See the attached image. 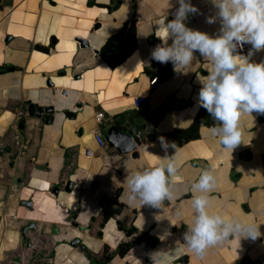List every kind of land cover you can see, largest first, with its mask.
Returning <instances> with one entry per match:
<instances>
[{"label": "crops", "instance_id": "1", "mask_svg": "<svg viewBox=\"0 0 264 264\" xmlns=\"http://www.w3.org/2000/svg\"><path fill=\"white\" fill-rule=\"evenodd\" d=\"M88 1L93 5H88ZM190 2L199 11L188 16L186 25L212 36L218 34L219 21L207 22L217 11L211 0ZM178 7L177 0H0V66L5 68L0 70V148L7 149L0 152V213H11L17 205L21 206L22 200L10 194L15 186L27 182L35 190L51 191L61 209V219H36L35 231L26 233L35 237V250L46 256L42 259L45 262L250 264L264 257V118L255 112L241 118L242 141L233 151L225 149L209 134L210 127L204 125L199 128L198 138L181 146L174 143L176 154L171 146L167 153L161 147L160 137L171 145L167 133L191 124L200 107L196 97L201 87L196 80L207 76L211 68L207 58L194 52V60L188 67L174 69L169 79L159 81L156 86L149 85L151 77L144 69L151 65L155 46L147 38L155 35L157 21L166 14L168 20L174 19ZM133 18L137 48L112 68L95 50L123 22ZM97 23L99 26L95 28ZM75 37L87 39L88 47H80ZM36 45L46 46L48 51ZM249 50L240 49L239 54L247 56ZM251 59L264 62V50L255 52ZM61 71L63 75H59ZM135 96L145 98L140 108L147 115L143 121L134 113L138 110L133 104ZM182 99L184 104L179 102ZM78 101L81 107L75 106ZM28 102L42 109L52 108L51 122L28 116ZM19 109L24 112L20 119L25 121L23 129H15ZM67 111L74 115L68 116ZM97 112L102 113L101 121L95 117ZM119 114L125 115L126 121L137 129L144 122L155 121L150 127L154 135L150 139L141 138L137 157L120 153L107 142L100 146L94 138L98 129L105 140L106 130ZM149 126L143 130L144 135L151 133ZM20 132L22 147L15 143ZM180 151L185 157L179 162V178L172 179L175 198L165 201L160 208L142 206L138 200L129 202L127 176L153 166L158 157L176 156ZM71 156L73 163L68 166ZM205 169L216 176V187L210 193L213 200L210 211L259 225L261 235L256 240L242 238L240 246L235 240H227L208 248L203 255L190 251L184 244L183 236L193 216L192 185ZM66 181L71 184L70 192L64 188ZM54 186L57 195L52 192ZM102 196H116L123 209L105 224L103 237L95 238L87 230V223L99 212ZM71 212L77 215V225L68 222L67 215ZM115 218L125 226L132 223L138 233L148 231L154 243L147 246L134 242L123 256L116 254L117 245L131 241L134 236L128 237L117 229ZM52 228L56 230L51 233ZM75 237L89 246L95 263L71 244ZM104 243L113 251L107 259L99 255Z\"/></svg>", "mask_w": 264, "mask_h": 264}, {"label": "clouds", "instance_id": "2", "mask_svg": "<svg viewBox=\"0 0 264 264\" xmlns=\"http://www.w3.org/2000/svg\"><path fill=\"white\" fill-rule=\"evenodd\" d=\"M177 2L174 19L168 20L166 14L155 25V35L162 43L152 49L151 57L162 64L171 62L177 71L193 62L194 52L211 62L208 75L199 79L198 103L213 119L209 134L225 149L233 151L242 141L241 118L253 116L254 112L264 114V62L251 59L255 52L264 50V0H211L217 11L207 22L219 21L215 36L188 27L185 23L188 16L199 10L190 0ZM245 44L251 45L247 56L238 52ZM160 142L165 153L171 146L176 154L174 143L170 145L163 137ZM179 167L176 156L166 154L158 157L153 166L133 171L127 176L129 202L138 200L142 206L160 208L165 201L173 200L172 179L179 178ZM215 187L216 176L209 169L203 170L192 185L193 216L183 239L197 255L227 240H235L240 246L242 238L256 240L261 235L259 225L210 211L213 207L210 193Z\"/></svg>", "mask_w": 264, "mask_h": 264}, {"label": "trees", "instance_id": "3", "mask_svg": "<svg viewBox=\"0 0 264 264\" xmlns=\"http://www.w3.org/2000/svg\"><path fill=\"white\" fill-rule=\"evenodd\" d=\"M148 42L154 46L161 44V40L157 38L154 34H150L147 38ZM36 48L42 51H48V47L36 45ZM137 48V40H136V21L135 19H131L122 23L121 28L109 35L105 40L104 44L97 51V56L101 57L104 62H106L110 67L114 68L121 62H123L127 56H129L133 51ZM199 55V52H195ZM0 70H5L4 67L0 66ZM145 72L152 78L153 76H157L159 81H164L169 79L174 74V66L171 62L167 64H162L154 59L151 62L149 68L144 69ZM102 98V97H101ZM141 108V107H140ZM136 110L135 116L138 117V120L143 121L146 118V113L143 109ZM66 114L68 116H73L74 114L67 111ZM121 115V114H119ZM115 116V120L119 116ZM213 119L208 114V112L203 108L199 107L196 112L191 124L185 128H174L170 132L167 133V137L175 143L177 146H181L185 142L196 139L199 137V128L204 125L207 127L213 126ZM116 124L118 125L117 121ZM120 127V125H118ZM151 132H153L151 130ZM156 134V133H155ZM264 159V155H263ZM53 197V196H52ZM40 195L34 198V202H43L44 211L51 212L50 216H54L56 219H61V211L59 212V208L57 206L54 198ZM71 201H74L72 196ZM101 201H106L110 208H103L102 211V220L106 221L115 213H119L123 205L118 203L116 196L113 198H109L107 196H102ZM115 205V206H114ZM114 206V207H113ZM46 207V208H45ZM132 242H121L117 245L115 249V253L123 256L131 247ZM88 255V254H87ZM110 254L103 255V259L109 258ZM91 257L90 255H88Z\"/></svg>", "mask_w": 264, "mask_h": 264}, {"label": "rangeland", "instance_id": "4", "mask_svg": "<svg viewBox=\"0 0 264 264\" xmlns=\"http://www.w3.org/2000/svg\"><path fill=\"white\" fill-rule=\"evenodd\" d=\"M247 46H249V44H247ZM248 48L250 49L251 46H249ZM238 51H240L239 48ZM16 135L19 139L22 137L21 132L17 133ZM67 162L68 166H71L70 164L73 163V156H71ZM68 170L69 168H67L66 172ZM27 188H29L30 190L27 191ZM10 194H16L19 201H33L35 197H38L40 195L52 197L51 191L35 190V188L29 187L27 185V182L20 185L19 187L15 186ZM32 204L33 205L31 206V208H28L25 205H21L22 207L17 205L15 210L11 213H8L10 211H2L0 213L1 217L3 216V219L0 222V264H10L11 262V264H13L14 262H16V264H49L48 262H45V260H42L46 256L41 253H37V251L35 250V237L33 236V234L31 232H29L30 236H22L21 234L20 227L26 226L30 219H55L54 216H50L51 212L44 211L42 209L44 208L42 201H33ZM5 214L7 215L6 218L4 217Z\"/></svg>", "mask_w": 264, "mask_h": 264}, {"label": "water", "instance_id": "5", "mask_svg": "<svg viewBox=\"0 0 264 264\" xmlns=\"http://www.w3.org/2000/svg\"><path fill=\"white\" fill-rule=\"evenodd\" d=\"M87 4L93 5V2L88 1ZM98 26H99V24L97 23L95 25V28H97ZM75 40H76V42L79 43L80 47L87 48L89 45L88 40L85 38L75 37ZM248 47L249 46H246L243 50L249 49ZM95 53H97L96 50H95ZM63 74H64V72H62V71L59 73V75H63ZM48 84L50 85L51 83L48 82ZM179 102L184 104L185 101H184V99H182ZM75 106L81 107L82 103L78 101ZM42 113H44V114L47 113L45 123H47V124L50 123L53 115H52V111L49 107L43 108V110L41 112L40 110L37 109L35 104L29 103V102L27 103V115L28 116L41 118ZM259 118H264V114H259ZM115 121H117L118 125H120V128L118 127L117 124H115L116 122L114 124L110 125L109 128L106 130L105 135H104L105 141L107 143H109L116 151H118L120 153H131L132 157H137L138 156V146L141 143V138L143 136H145L146 139H150L151 137H153V135L150 134L149 132H146L145 135L143 134V130H147L146 126H147V124L150 125L151 121H149L148 123H146V122L142 123L140 129H137V127L135 125H131L128 121H126V117L123 114L119 115ZM21 128H23V124L20 123L19 129H21ZM87 152H89V151L87 150ZM246 156H249V153H246ZM65 190L68 192L71 191V184L69 182L66 183ZM52 192L55 195H57V193H58L57 188L54 187ZM21 205H25L26 207L31 208L32 202L31 201H22ZM116 224L118 225L119 229L123 228L119 222H116ZM74 225H77V223L74 222ZM29 228L33 229L34 224L29 225ZM26 229H27V227L22 228L21 233L24 234ZM133 231H135V230L133 229V227H131L130 229H128L125 232V235L129 236ZM148 240H149L148 237L144 239V237L140 236L136 239V243H141L142 241L148 242ZM152 241H153V239H152ZM72 244H74V243L72 242ZM250 264H264V257H261V258L257 259L256 261H254Z\"/></svg>", "mask_w": 264, "mask_h": 264}, {"label": "flooded vegetation", "instance_id": "6", "mask_svg": "<svg viewBox=\"0 0 264 264\" xmlns=\"http://www.w3.org/2000/svg\"><path fill=\"white\" fill-rule=\"evenodd\" d=\"M37 107V106H36ZM50 108V107H49ZM37 109L38 110H40L41 112H42V108H40V107H37ZM51 109V111H52V108H50ZM46 116H47V113L46 114H44V113H42V117H43V119L45 120L46 119ZM153 122V123H152ZM23 124V127H24V125H25V121H20V122H18V124H17V128L19 129V124ZM153 124L155 125V121L154 120H152L151 121V126H149V128L151 127V128H153ZM151 128L149 129V130H151ZM21 129H23V128H21ZM20 131V130H19ZM150 134H152V135H154V132H151ZM6 150L7 149H5V148H0V151L2 152V151H5L6 152ZM66 183H67V181H66ZM66 183H65V185H66ZM65 185H64V188H65ZM55 187V186H54ZM53 187V188H54ZM59 187V186H58ZM57 188V187H56ZM101 199V198H100ZM99 199V205H100V209H99V212L97 213V215H93V216H91L90 218H89V220H88V223H87V230L89 231V233L93 236V237H95V238H102L103 237V229H104V226H105V224L108 222V220L110 219V218H112V217H115L116 215H118L119 213H115V214H113V216L112 217H110L108 220H106V221H103L102 220V211H103V208L105 207V208H110V206L108 205V203L106 202V201H101ZM115 206V205H114ZM113 206V207H114ZM123 209V208H122ZM68 217H70V220H68V222L69 223H72L73 225H74V222H75V218H76V213L75 212H71V214H68L67 215ZM116 219V222H119L121 225H122V229H119L118 228V225H117V229H119L120 231H123L124 233L128 230V229H130L131 227H133V229L135 230V231H133L129 236H134L133 237V239L131 240V241H126V242H132V244L134 243V242H136V239L138 238V237H144V239L145 238H147L148 237V242H144V241H142V242H144V243H146V245L147 246H149V245H151L152 243H154V241H152V239H153V237H151L150 235H149V233H148V231H144V232H139L138 233V229L131 223L130 225H128V226H125L119 219H117V218H115ZM72 220V221H71ZM31 224H34V228L33 229H30L29 228V225H31ZM24 227H27V229H26V231H25V233L24 234H22V236H26V232L28 231V230H34L35 231V228H36V225H35V220H29L28 221V224L26 225V226H22L21 227V232H22V228H24ZM53 229L55 230V228H52V230H51V233L53 232ZM128 236V237H129ZM77 240V241H76ZM71 244H72V242L74 243V244H72V245H76V246H78L80 249H82L85 253H86V255L88 254V255H90L91 257H90V260L93 262V263H95V259L92 257V251L90 250V248H89V246L87 245V244H85L84 242H82L78 237H75V238H73L71 241ZM83 247V248H82ZM117 248V247H116ZM115 251V250H114ZM111 252H113L112 251V248L107 244V243H104V244H102V246L100 247V250H99V255H100V257H102V259H103V255H105V254H110ZM87 255V256H88Z\"/></svg>", "mask_w": 264, "mask_h": 264}, {"label": "built area", "instance_id": "7", "mask_svg": "<svg viewBox=\"0 0 264 264\" xmlns=\"http://www.w3.org/2000/svg\"><path fill=\"white\" fill-rule=\"evenodd\" d=\"M249 46H251V45H249ZM158 82H159V80L157 79V76H153L152 78L149 79V85H151V86H156L158 84ZM144 100H145V98L142 96H135L133 99L134 107L136 109H139L141 107V105L143 104ZM23 114H24V112L21 109H19L17 111V114H16L17 121L20 122V119H21V117H23ZM95 117L98 121H101L103 118L102 113H100V112H97L95 114ZM15 129H17L16 126H15ZM94 138L100 146L105 145L106 141L103 139V134L98 129L94 132ZM15 139H16L15 143L17 145H19V147H22L23 142H22L21 138L19 139L18 136L16 135Z\"/></svg>", "mask_w": 264, "mask_h": 264}, {"label": "bare ground", "instance_id": "8", "mask_svg": "<svg viewBox=\"0 0 264 264\" xmlns=\"http://www.w3.org/2000/svg\"><path fill=\"white\" fill-rule=\"evenodd\" d=\"M127 1V0H126ZM60 2V1H59ZM63 2V1H62ZM70 4V3H69ZM124 5H125V3H124ZM107 22V21H106ZM111 24H113V23H111ZM110 25V24H109ZM110 27H111V29L113 28L112 27V25H110ZM108 29H110V28H108ZM107 29V30H108ZM106 30V29H105ZM109 31H111V30H109ZM71 46H72V44H71ZM247 46V44H245L244 45V47L241 49V50H243L245 47ZM67 49V48H66ZM69 53H72V51L71 52H69ZM257 63H260V62H257ZM199 79H201V78H198L197 80H196V85L197 86H200L201 87V83H200V80ZM195 98V97H194ZM196 98H198V97H196ZM63 101V100H62ZM190 111V110H189ZM189 113V112H188ZM191 113V112H190ZM186 114V113H185ZM81 120V119H80ZM66 130V129H65ZM185 153H183V152H179L177 155H176V159H177V161L178 162H180V160H182V159H184V157H185V155H184Z\"/></svg>", "mask_w": 264, "mask_h": 264}]
</instances>
